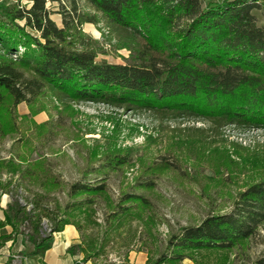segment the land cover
<instances>
[{
    "label": "trees",
    "instance_id": "16d2710c",
    "mask_svg": "<svg viewBox=\"0 0 264 264\" xmlns=\"http://www.w3.org/2000/svg\"><path fill=\"white\" fill-rule=\"evenodd\" d=\"M20 1H0V141L19 132L17 106L31 105L47 91L59 101L200 120L218 131L264 129V25L252 13L264 0H83L84 9L76 0ZM48 1L68 4L61 5L60 26L50 18ZM100 20L116 45L130 50L129 62L95 60L98 43L82 25ZM113 160L107 163L124 162ZM34 170L21 155L0 156V197L10 199L0 226L12 228L0 235V245L21 234L33 244L31 254L42 256L54 232L75 224L43 203L55 183ZM31 185L39 192L21 203L18 197L31 193ZM104 191L103 184L76 181L67 189L71 203L65 208L91 204L90 196ZM124 201L143 197L130 194ZM44 218L51 223L47 229ZM25 222L27 231H20ZM262 225L264 179L238 192L230 211L182 227L168 239L167 251L145 264H181L196 252L228 251ZM251 264H264V254Z\"/></svg>",
    "mask_w": 264,
    "mask_h": 264
},
{
    "label": "rangeland",
    "instance_id": "374dc122",
    "mask_svg": "<svg viewBox=\"0 0 264 264\" xmlns=\"http://www.w3.org/2000/svg\"><path fill=\"white\" fill-rule=\"evenodd\" d=\"M76 1L79 9L85 8L83 0ZM209 1L221 0H204ZM19 3L29 6L30 0ZM61 5L68 7L65 1L46 2L58 26ZM252 13L264 25V5ZM82 31L98 43L97 62H129L130 50L116 45L104 20L84 23ZM16 113L19 132L0 141V156L21 155L31 169L55 183L43 203L75 224L80 248L74 250L87 264H130L128 257L134 254L135 259H155L167 251L171 235L209 214L230 211L238 192L264 179V129L218 131L200 120L59 101L48 91L31 105L20 103ZM115 157L124 162L107 163ZM76 181L103 184L105 191L90 196L91 204L66 209L71 203L67 189ZM30 187L31 193L23 190L18 197L21 203L39 192ZM130 194L141 195L143 202L124 201ZM43 223L46 229L51 224L47 218ZM27 229V222L20 224V231ZM262 254L264 225L231 250L196 252L189 260L251 264Z\"/></svg>",
    "mask_w": 264,
    "mask_h": 264
},
{
    "label": "crops",
    "instance_id": "0c3cea01",
    "mask_svg": "<svg viewBox=\"0 0 264 264\" xmlns=\"http://www.w3.org/2000/svg\"><path fill=\"white\" fill-rule=\"evenodd\" d=\"M9 200V196L6 194L0 197V222L4 221V209ZM9 234H12L10 225L0 226V235ZM79 244V234L73 224H66L62 230L53 233L52 244L42 256L31 254L34 250L33 244L21 234H16L12 239H8L0 245V264H87L82 260L81 253L70 252L71 247H76ZM135 257V254L128 257V262L130 264H145L146 258L141 259L140 255L136 259ZM185 260L181 264H193L189 259Z\"/></svg>",
    "mask_w": 264,
    "mask_h": 264
}]
</instances>
